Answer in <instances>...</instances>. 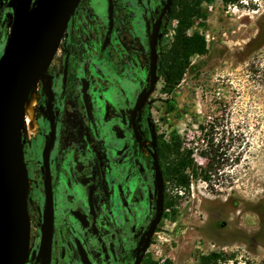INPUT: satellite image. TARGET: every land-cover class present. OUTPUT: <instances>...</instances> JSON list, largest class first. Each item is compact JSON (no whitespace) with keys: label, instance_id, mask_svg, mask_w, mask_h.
<instances>
[{"label":"rangeland","instance_id":"1","mask_svg":"<svg viewBox=\"0 0 264 264\" xmlns=\"http://www.w3.org/2000/svg\"><path fill=\"white\" fill-rule=\"evenodd\" d=\"M89 3L94 8L92 24L84 33L93 34L100 41L107 33L103 28L105 22L95 18L98 15L106 21L107 3L105 0H89ZM14 8L15 0H9L7 5L0 0V56L13 27ZM203 8L207 16L194 17L188 35L200 34L208 53L192 56L183 79L174 88L166 90L164 80H158L144 113L145 119L155 123L161 147L176 135L185 147L194 149V155L192 162L184 167L189 182L181 186L173 185L169 179V171L173 170L169 161L174 156L167 147L161 155L167 201L173 204L164 208L151 245L142 253V263L150 258L160 264L166 261L196 264L199 253L214 249H241L258 260L264 258V0H260L257 10L225 7L220 0L204 2ZM150 10L145 11L138 0L129 1L124 8L118 7V32L126 30L129 23L135 24L141 43L148 48L145 21L150 17ZM173 19L178 20L179 26V19L169 18ZM175 37L176 34L170 42L163 39L162 48L171 46ZM84 45L87 48L85 42ZM64 49L56 52L34 87L38 88L40 110L38 132L31 140L21 137L26 175L31 179L28 197L33 231L41 220L43 208L41 152L45 134L50 130L51 113L46 106L49 100L51 109L59 104ZM109 57L105 68L113 72L114 56ZM48 77L53 90L50 97L44 84ZM114 79L135 97L139 84L122 77ZM118 89V85L109 87L107 100ZM212 118L218 123L213 135L224 157L223 164L212 171L207 183L202 179L200 168L208 161L198 153L205 148L199 125ZM145 130L149 132L147 121ZM32 251L30 247L28 256Z\"/></svg>","mask_w":264,"mask_h":264},{"label":"flooded vegetation","instance_id":"2","mask_svg":"<svg viewBox=\"0 0 264 264\" xmlns=\"http://www.w3.org/2000/svg\"><path fill=\"white\" fill-rule=\"evenodd\" d=\"M3 1L4 5H7L9 0ZM129 1L131 2L113 0V19L110 20L108 0H105L106 21L98 15L95 18L99 22H105L103 28L107 32L99 41L95 35L84 33L91 27L90 19L93 17L94 8L89 0H81L69 19L57 50L65 48L59 104L55 109H51L49 106L51 100L47 103L46 107L53 111L54 119L50 121L51 116L49 117L50 130L45 134L44 141L45 146L54 125L55 138L49 156L54 201V228L49 264H86L77 241L86 253L88 264H142V253L151 245L164 216L167 185L165 168L158 154L161 141L155 123L149 118L145 119L144 114L150 96L144 107L136 114L137 133L131 117L139 92L148 84L149 47L145 48L141 43V35L135 24L129 23V27L123 32H118L119 28H116L117 9L120 6L124 8ZM138 1L144 6L145 11L151 9L148 12L150 17H146L145 21L147 27V21L151 25L156 20L165 0ZM166 15L160 29L159 45L163 44L162 33L169 21ZM107 38L108 42L103 48ZM84 42L88 45L87 48L83 46ZM80 49L83 52H79ZM111 54L114 56V69L113 72H108L105 67ZM67 58V77L63 81ZM114 77H122L139 84L135 97H128L125 91L121 90L118 79ZM84 80L89 82L86 90ZM115 85H118L120 90L117 94L118 101L113 103L110 99L107 100L106 91ZM66 96L71 97L81 113L80 119L76 118L74 121L73 139L69 142L62 138L61 128ZM44 99L40 98V102L42 103ZM145 120L149 132L145 130ZM152 128L156 132V152L164 195L160 220L149 235L145 250H141L145 246L158 204L156 171L152 159ZM42 152L40 174L44 181V174L41 171ZM60 168H68L69 171L62 174ZM27 200L30 224L33 227L30 197H27ZM44 201L43 182L42 217L35 231L30 229V247L33 251L31 256H28L26 264H42V257L38 256V244L43 223ZM74 211H79L86 217V226L74 215Z\"/></svg>","mask_w":264,"mask_h":264},{"label":"water","instance_id":"3","mask_svg":"<svg viewBox=\"0 0 264 264\" xmlns=\"http://www.w3.org/2000/svg\"><path fill=\"white\" fill-rule=\"evenodd\" d=\"M81 0H51L49 6L44 7L38 0H16L13 17V27L0 56V264H26L30 249V220L27 196L20 191L16 165L23 162L22 140L20 132L22 122L20 117L26 99L31 94L36 83L50 66L66 31L69 19ZM172 0H165L164 6L156 20L150 25L147 21L149 33L148 53L149 70L147 86L138 94L133 106L131 117L135 132V117L155 90L158 82V46L161 38V25L169 11ZM110 20L113 19V0H108ZM41 14V18L34 24V18ZM108 38L103 43L106 46ZM68 71V58L65 61L63 81ZM84 80V90L88 86ZM43 148L45 203L43 209V223L40 228L41 236L38 244V256L42 257V264H49L54 228V201L52 177L50 171V150L55 138V126L48 136ZM152 159L156 171L158 190L157 213L151 221L146 238L145 250L149 235L160 220L163 205V184L158 155L156 152V132L151 131ZM20 144L19 157L17 145ZM24 163V162H23ZM74 215L87 225L86 217L74 211ZM83 261L88 264V258L80 242L77 241Z\"/></svg>","mask_w":264,"mask_h":264},{"label":"trees","instance_id":"4","mask_svg":"<svg viewBox=\"0 0 264 264\" xmlns=\"http://www.w3.org/2000/svg\"><path fill=\"white\" fill-rule=\"evenodd\" d=\"M214 0H172L171 7L166 15V18H178L179 26L177 29L175 40L171 46L166 49L162 45L158 47V80H164L166 90L174 88L181 82L183 76L188 69L191 58L194 55H205L209 49L206 46L205 39L198 33L188 35V30L192 24L194 17H206L207 13L204 11V2H213ZM225 7L237 6L246 7L250 10H257L260 5V0H220ZM218 126L216 118H212L205 124L199 125L203 133L202 141L205 148L198 153L208 162L205 167L201 168L202 179L205 182L211 180L212 171L220 168L223 164V152H220V145L215 142L213 135L214 129ZM175 133V132H174ZM167 147L174 157L170 160V168L173 167L172 172L169 171L170 181L175 186L187 185L189 182L188 176L184 173V167L188 162H192L194 155L193 148L184 146L180 137L172 136L171 142L164 146L158 147V154H164ZM173 202L168 199L165 203V208L172 205ZM196 264H264V258L258 260L250 256L241 249H214L208 252H202L195 258ZM142 264H160L147 258ZM162 264H175L172 261H166Z\"/></svg>","mask_w":264,"mask_h":264},{"label":"bare ground","instance_id":"5","mask_svg":"<svg viewBox=\"0 0 264 264\" xmlns=\"http://www.w3.org/2000/svg\"><path fill=\"white\" fill-rule=\"evenodd\" d=\"M39 3L42 4V6L47 7L50 5L51 0H38ZM41 18V14H38L34 20L32 21L34 24ZM44 76V75H43ZM42 78V76H41ZM45 87L49 91V97L52 94L51 90V80L48 77L45 80ZM38 87V86H37ZM38 88H34L31 92V94L26 99L22 115L20 117V120L22 122V128L20 132V137L31 140L38 132V113H40L38 109ZM49 106H51V103H49ZM39 110V111H38ZM50 119L51 121L54 119L53 111L50 113ZM19 150H20V144L17 145V157H19ZM16 173L18 174V180H19V188L20 191L25 194L28 197V191L30 188L31 180L26 175V168L22 161H18L16 165ZM31 238V235H30Z\"/></svg>","mask_w":264,"mask_h":264},{"label":"crops","instance_id":"6","mask_svg":"<svg viewBox=\"0 0 264 264\" xmlns=\"http://www.w3.org/2000/svg\"><path fill=\"white\" fill-rule=\"evenodd\" d=\"M118 90H120V88ZM121 90H124V89H121ZM117 94H118V91L115 92L114 95L110 99L113 103H116L118 101V99H117L118 95ZM125 94L128 97L132 95L131 91H130V93L129 92L127 93L125 91ZM65 99H66V101H65V112L62 116V127L61 128H62V134H63L62 138H65V140L67 142H69L71 139H73L72 136L74 134V131H73L74 121L76 118L80 119L81 113H80L79 107L76 106V104L73 103V101L71 100V97L66 96ZM60 169H61L60 172L62 174H66L69 171L68 168H65V169L60 168Z\"/></svg>","mask_w":264,"mask_h":264},{"label":"built area","instance_id":"7","mask_svg":"<svg viewBox=\"0 0 264 264\" xmlns=\"http://www.w3.org/2000/svg\"><path fill=\"white\" fill-rule=\"evenodd\" d=\"M177 26H178V20L177 19H173L171 21L169 20L166 28L164 29V31L162 33V40L166 39L168 42L172 41L174 39L175 34H176Z\"/></svg>","mask_w":264,"mask_h":264}]
</instances>
